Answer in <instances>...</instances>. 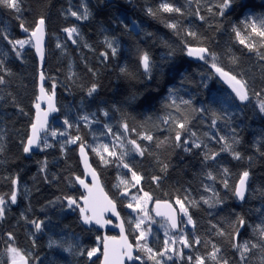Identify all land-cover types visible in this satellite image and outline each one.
I'll list each match as a JSON object with an SVG mask.
<instances>
[{
	"label": "trees",
	"instance_id": "obj_1",
	"mask_svg": "<svg viewBox=\"0 0 264 264\" xmlns=\"http://www.w3.org/2000/svg\"><path fill=\"white\" fill-rule=\"evenodd\" d=\"M164 2L180 7L183 14L164 12L161 8ZM218 4L219 0H103V3L101 0H23V12L19 14L22 20L17 18V13L0 7V60L10 72H0L7 81L0 85V96L5 98L0 100V146L4 149L0 153V197L9 201L14 190L13 179L18 177L20 181L18 204L9 201L5 218L0 220V264L11 263L10 247L18 249L21 255L27 254L33 264H100L101 252L91 259L79 253L99 245L102 251L104 233L87 228L80 208H69L63 199L71 196L81 204L84 196L76 180L84 175L80 143L88 146L104 186L117 200L135 243L138 230L130 219L129 198L121 195L123 190L118 185L120 175L131 177V172L118 159L123 152H127L124 162L143 177L131 192H148L152 197V213L155 201H174L179 195L188 197L185 201L188 210L203 206L207 216L216 218L217 228L210 236L201 237L191 228L189 241L199 238L200 243L183 247L182 257L175 255L165 264H195L197 256L205 257V264H218L209 256L213 245L220 249L218 256L227 258L229 264H264V254L259 249L246 254L248 258L242 262L240 249L232 246V237L228 235L233 231L230 225L237 215L247 221L235 241L240 245L246 241L256 244L261 239L258 228L264 226V112L260 111L264 103V59H261L264 40L247 32L244 25L249 17L264 16V0H234L223 16L218 14ZM85 6L90 12L88 19L69 14L83 12ZM148 9L155 15H149ZM41 16L47 21L49 32L44 67L46 85L51 93L55 84L60 113L47 129L55 130L57 136L50 134L51 139L43 138L41 150L28 156L21 141H26L37 117L40 63L34 47L29 44L23 49L17 47L18 57L4 36L11 40L29 38L21 29V22L32 31ZM200 16L204 19H199ZM96 22L103 33L96 41L81 35L73 43V38L64 31ZM133 22L139 25V30ZM169 23L176 24V29L167 27ZM234 28L241 30L246 42L255 44L253 50L239 43ZM189 31L195 32L196 37L187 35ZM106 39L116 42V55L111 54ZM187 46L207 47L217 57L219 66L247 80L249 100L240 102L235 98L214 72L211 56L205 60L192 58L187 54ZM144 51L150 55L147 72L140 62ZM105 52L107 59L102 55ZM92 85L98 88L89 96ZM185 100L190 104L185 105ZM202 107L221 116L226 112L227 122L220 119L213 127L211 112L197 111ZM104 111L109 115L104 116ZM85 116L110 127L111 134H120V139L114 135L112 143L116 157L102 161L92 151L93 131L83 119ZM168 117L185 122V128L180 130L179 147L174 140L178 129L172 121L164 123ZM65 119L71 128L64 124ZM124 123L128 124V131L123 129ZM62 130H66V139L76 136L81 139L74 144L66 143L59 137ZM146 134L152 135L153 140H144ZM220 136L225 140L221 141ZM185 139L198 141L202 147L189 153L184 150ZM233 139L239 142L233 143ZM132 140L140 145L142 156L134 150ZM45 142L50 146L43 147ZM225 143H231L241 159H235L232 151H223ZM213 153H219L214 161L203 160L206 154ZM223 168L228 169L227 174ZM245 170L250 171L248 194L241 201L233 193ZM207 172L216 179H209ZM153 176L162 179L157 183ZM216 199L221 202L210 207ZM189 200L194 204H189ZM151 217L153 229L164 222L155 212ZM32 220L44 221L41 232L36 231L30 223ZM220 229L224 235L219 234ZM8 234L14 239L10 240ZM177 234L172 231V235ZM165 239L164 234L154 233L147 244L154 251H162ZM139 255L142 261L137 264H154L146 252L139 251ZM189 256L193 257L191 262Z\"/></svg>",
	"mask_w": 264,
	"mask_h": 264
},
{
	"label": "snow or ice",
	"instance_id": "obj_2",
	"mask_svg": "<svg viewBox=\"0 0 264 264\" xmlns=\"http://www.w3.org/2000/svg\"><path fill=\"white\" fill-rule=\"evenodd\" d=\"M101 3H103V0H101ZM234 3V0H219V4L217 6L218 8V14L220 16L225 15V11L227 9H229L232 4ZM0 7H5L7 9H9L10 11H13L15 13L18 14L17 18L21 19V16L19 14H21L23 12V0H0ZM161 8L164 12H175L178 14H183L182 13V9L180 7H176L171 3L168 2H164L161 4ZM149 15H155V13L152 12L151 9L147 10ZM72 17H76L77 19H88L90 12L87 9V7H84L83 12H78V11H70L69 13ZM199 19L203 20L204 17L200 16ZM45 18L43 16H41L35 24L34 29L31 31L30 37L27 40L24 39H16V40H11L8 39V36H4V39L8 40V43L12 45V50L16 52V55L19 57L20 56V52L17 51V45L19 46L20 49H23L24 46L26 44H30L32 47H34L36 49V51L40 54L41 58H43V49H42V43H43V37L45 35ZM135 28L137 30H139V25L136 24V22H133ZM244 25H245V29L247 30V32L254 34L256 37H259L261 40H264V16L261 17H249L244 21ZM125 27H127V25H124ZM21 29L24 32H29V29L27 27H25L23 21L20 24ZM167 27L172 28V29H176L177 25L174 23H169L167 25ZM64 31L68 34V37L71 39L73 37V35L79 37L80 33L78 32L76 27H69V28H65ZM233 31L235 32L236 37L239 40V43L244 45L246 48H248L249 50H253L255 48V44L254 43H248L246 42L244 35H242V32L240 29H233ZM187 35L189 36H193L196 37V33L193 31H189L187 33ZM73 43H76L77 41L75 39L72 40ZM105 43L107 44L108 49L111 50V54L112 55H116L117 54V46H116V42L114 40H110V39H106ZM58 47L60 45H57ZM187 54L189 56H196L197 58H199L200 60H205L206 56H211L212 59V68L215 69V72L217 74H219L220 77L224 78L226 80L227 83H229L232 92L235 94V98H237L240 102H245L249 100V89H250V85L248 83L247 80H244L243 78H238V76L236 74H233L230 71H226L224 69V67L219 66V64L217 63V57L209 52V49L207 47H192V46H187ZM102 55L104 56L105 59H107L108 57V53H102ZM261 59H264V56L261 57ZM140 62L144 68V70L147 72L150 70V55L148 52L144 51L140 54ZM0 72L5 73V74H10L9 70L4 67V61L0 60ZM40 79L41 81L44 80V75L43 73H41L40 75ZM7 83L6 79H5V75L4 74H0V85H5ZM98 85H92L88 91V95L91 96L93 93H95L97 91ZM41 91L44 92L43 87L41 88ZM257 95H259L260 93H256ZM55 96V84H53L52 86V91L51 94L47 95V110L44 111V116L47 117L49 112H54L57 111V109L53 106V98ZM5 98L3 96H0V100H4ZM13 100V103H15L14 101V97L11 98ZM134 99V98H133ZM173 104H175V101L172 102ZM183 103L185 105H189L190 101L185 100L183 101ZM224 103H227V101H225ZM36 108L39 109L40 108V104L37 103L36 104ZM20 111L22 112L23 109H20ZM197 111H199L200 113H204V112H211V115L213 117V119L211 120V125L213 127L216 126L217 121L220 119H225L227 122V113L225 112L224 116H221L217 111L212 110L210 108L206 109V108H200ZM260 111L264 112V103H262L260 105ZM104 116H108L109 113L108 111H104L103 112ZM37 119H39V117H37ZM84 120H88V117H83ZM169 121H172V123L175 125L176 129H178L175 132V136H174V140L176 142V145L179 147L181 146L180 142H181V131L185 128V122H182L180 120H177L173 117H168L164 120V123L167 124L169 123ZM64 124L67 125L69 128L72 127V125L69 123V121L67 119H65ZM41 129L45 128V125L42 123L40 125ZM78 127V126H77ZM123 129L125 131H128L129 126L127 123H124L122 125ZM31 129H32V134L26 139V141H21V143L24 145L23 147V151L25 153H30L33 149V147H40L41 146V140L40 137L37 133V124L33 123L31 125ZM109 133H112V129L109 127L108 129ZM133 131H135V129H133ZM232 132L235 133L236 129L233 128ZM57 132L55 130H53L51 132V135L53 137L57 136ZM59 135H66V133H59ZM117 136V139H120V134L116 133L114 134ZM192 136H195V133H191ZM144 140L147 141H152L153 140V136L150 134H146L142 137ZM215 139V137H213ZM81 138L79 136L74 137L71 140L66 141V143H77V141H79ZM219 139L221 141H224L225 138L223 136H220ZM238 140L233 139V143H238ZM130 143L134 146V150L139 153V155H143L144 152L141 149L140 145L136 143L135 140L130 141ZM191 144V147H187V145ZM183 145L184 150L191 153V151L193 150V148L195 149H199L202 147L201 143L198 141H190L188 139H185L183 141ZM50 145H48L46 142L43 144V147H49ZM79 150L80 153L82 155L85 154V144L84 143H80L79 144ZM223 151H232L233 152V156L235 159L239 160L241 159V154L238 151H235L232 148V144L231 143H225L224 148L222 149ZM4 151L3 147L0 146V153H2ZM92 151H95L97 153L98 156H100V159L103 161L105 159L103 153H107V155L109 157H116V152L115 151H109V146L107 144H101L98 148H94L92 149ZM127 155V152H123L120 154V156L118 157L119 161H120V165L124 168V169H128L131 172V177L132 180L134 181L133 183V187H136L137 185L140 184L141 180L143 179V177L141 175H139L136 171H134L130 164L127 162H124V157ZM219 155V153H213L211 155H205L203 157L204 161H208V160H212L214 161L216 159V156ZM164 167L166 168L167 165H164ZM223 172L225 174L228 173V169L227 168H223ZM207 177L209 179H213L215 180L216 177L212 175L211 172H207L206 173ZM250 176V171L245 170L242 172V174L240 175V178L237 182V185L234 188V195L241 201H243L245 199V195L247 192V181L248 178ZM92 177H93V181H95L96 179V174L95 171L93 170L92 172ZM153 181L159 183V181L162 179V177L160 176H153L152 177ZM76 180L79 182V184H81L82 186H84L86 189L89 190V195L85 196L83 199L85 200V203L88 205L87 208L85 207H80V205L77 202V199L71 196H65L63 197L64 200L67 201V205L69 208H73V206L75 207H79L80 208V213H81V217L83 220V223L86 225H91L93 222H95L96 224H108L111 223V221L109 220H103L102 218V212L103 211H112L114 214L119 215L118 213L115 212V202L112 200H108L107 201V205L108 207H105L103 209L100 210V213H98L97 211V204L94 200H91V190L89 189V185L85 182V179H81V177L77 176ZM13 185H14V190L12 192V194L10 195L9 201L12 204H15L17 202V191H18V185H19V178H14L12 181ZM122 183L127 184V181H124ZM224 183V187L227 188L228 187V182L227 180L223 181ZM210 190V189H209ZM139 191L143 192V189L140 188ZM129 194V189L125 188V190L121 193V195H128ZM132 200L135 201V203H128L127 207L129 209H132L133 212H136L138 214V219H136L135 221H133V223L135 224V229L138 230V235L136 237L137 243L136 245H132L130 243H128L127 238H123V243L121 244L120 248L121 251H116L115 249L110 251V247L109 244L107 242H105L104 244V264H122V258L123 257H127L128 260H135V261H142V257L140 255H135L133 256V251L134 249H138L139 251H143L146 252L148 254V259L153 260L154 264H165V260L164 258L166 257L167 260H172L173 259V255H178V256H183V247H187V248H191L193 246V244H199L200 240L199 238H196L194 241H189V239L187 238V235L183 232V230L181 229V235L180 237L177 239L176 237H172L171 240L169 239H165L164 240V247L162 251H154L153 248L149 247L147 244V239L149 237V235L151 234V227H148L147 229L143 228L142 225L145 224V221H151V216L149 215L147 209L145 208L144 205H146L147 203L152 201V197L148 192H143L142 196H137L135 194L132 195ZM188 200V197L185 196L183 198H181L179 195L175 197L174 201H155V208H156V215L157 216H161L164 217L167 221V228L172 229V230H176L178 228H180V224L178 223V217L176 215V209L173 208V203H175L176 205L179 206L178 211L179 213L183 216L186 217V220L183 221V223L185 225H192L193 227H195V223L192 219V216L189 213L188 207L185 204V201ZM9 201H6L3 197H0V220H3L5 218L6 215V211H7V203ZM221 201L216 199L214 200L213 203H210V207H214L216 203H220ZM163 203L164 208L166 209V211H160V207L161 204ZM189 204H194V201H188ZM205 203H209L207 200L205 201ZM30 223H32L33 225H35V229L36 231H41L42 227L44 226V221H37V220H32L30 221ZM247 223V221L245 220V218L242 215H237L235 218V221L230 225V227L233 229L232 232H230L228 235L232 237L233 240V247H237L238 249H240V259L241 261H246L247 260V255L248 253H250L252 250L255 249H259L260 252L262 254H264V226H261L258 228L257 231V235L259 237H261V239L258 240V242L256 244H251L250 242L246 241L244 242L242 245L236 243L235 241H237L238 237H239V231L240 229H242L245 224ZM121 227V229H123L124 226V222L122 221L121 224L119 225ZM220 235H224V230L220 229L219 231ZM165 235L167 236L168 233L167 231L165 232ZM9 239L12 240L14 239V237L12 236V234H8ZM107 239H112L114 240L115 237L112 238H106ZM141 241H143L144 243H141ZM179 242L180 245H182V248L177 251V249L175 248V245ZM99 249L98 248H92L90 250L87 251H81L79 254L82 256H87L89 259H91L94 255H96L97 251ZM8 251L10 253L13 254L12 257V264H17V260L16 257L19 255L18 249H16L15 247H10L8 249ZM220 252V249L218 247H216L215 245H213L212 251L209 253V256L211 257L212 260H216L218 262V264H229V261L227 258L222 257V256H218ZM157 257H160V259H157ZM21 260L25 261V264H27L26 258L21 256L20 257ZM188 261H192L193 257L189 256L187 257ZM195 264H205V257L202 256H197L196 260H195Z\"/></svg>",
	"mask_w": 264,
	"mask_h": 264
},
{
	"label": "water",
	"instance_id": "obj_3",
	"mask_svg": "<svg viewBox=\"0 0 264 264\" xmlns=\"http://www.w3.org/2000/svg\"><path fill=\"white\" fill-rule=\"evenodd\" d=\"M46 21V20H45ZM26 35L31 34V31L29 30V32H24ZM49 32L47 30V21L45 22V35L43 37V43H42V49H43V58H41L40 54L36 51L35 52L37 54V57L39 59V63H40V67L41 69L44 68L45 66V61L47 58V47L49 44ZM194 57V56H192ZM196 57V56H195ZM41 73H43V71H41ZM44 75V80L41 81L40 80V90H39V95H40V100H39V104H40V108L37 110V114L36 116L39 117V119L35 120V124H37V133L40 137L41 140V146H42V142H43V136L44 134L47 132L48 129V125H50L55 117L57 116V114L60 113V106L58 105V99L56 96H54L53 98V106L57 109V111L54 112H49L47 117L44 116V111L47 110V95L51 94L48 89L47 86L45 84L46 82V78H45V74ZM219 76V74H218ZM219 78L222 80V82L229 87V89L232 91L229 83L226 82V80L222 77L219 76ZM43 87L44 92L41 91V88ZM45 125L44 129H41L40 125L41 124ZM32 134V129L30 131L29 136ZM28 136V137H29ZM41 146L40 147H33L32 151L30 153H26V155L28 156H32L34 153H38V151L41 150ZM79 157L81 160V165L82 168L84 170V175L81 177V179H85V182L89 185V189L91 190V200H94L97 204V211L98 213H100V210L108 207L107 205V201L108 200H112L115 202V212L118 213L119 215L114 214L112 211H103L102 212V218L103 220H109L111 221V223L108 224H96L95 222H93L91 225H86L84 224L87 228H97L99 231H102L104 233V238H103V245H102V257H101V261L100 264H104V244L105 242H107L109 244L110 247V251L115 249L116 251H121V244L123 243V238H127L128 243L132 244V245H136V243L134 241H132L130 234H129V230L127 228V223H126V219H124V216L121 212V209H119V205L116 199H113L112 196L110 195V193L108 192L107 188H105L104 186V182L103 179L101 178L100 172L98 171L97 167H95L94 163H93V157H91L90 154V150L88 148V146L85 145V154L82 155L80 153L79 150ZM93 170L95 171L96 174V179L95 181H93V177H92V172ZM248 185L249 182L247 181V191H248ZM80 189L83 190L84 192V196L81 198V203L82 206L81 207H85L87 208L88 205L85 203V200L83 199L85 196L89 195V190L86 189L84 186H82L81 184H79ZM248 192H246L245 198L247 196ZM19 195H20V181H19V185H18V191H17V202L14 205L18 204V199H19ZM159 201L163 202V201H173L171 199L167 200V199H158ZM173 208L176 209V215L178 217V223L180 224V228L173 230L175 233H179L181 232V226H182V216L178 211L179 206H177L175 203H173ZM154 207V212H155V216L157 218H161V219H165L164 217L161 216H157L156 215V208H155V202L153 204ZM160 211H166V209L163 206V203L161 204L160 207ZM82 219V218H81ZM166 220V219H165ZM83 221V220H82ZM124 222V226L123 229H121V227L119 226L121 224V222ZM41 232V231H40ZM112 232V234H111ZM116 234H114V233ZM115 237L114 240L112 239H107L106 238H112ZM135 255H139V250L138 249H134L133 251V256ZM21 256L26 258L27 264H33L30 260V257L27 254H22ZM17 264H25V261L21 260L20 258H17ZM141 261H135V260H128L127 257H123L122 258V264H137ZM12 264V261L11 263Z\"/></svg>",
	"mask_w": 264,
	"mask_h": 264
},
{
	"label": "rangeland",
	"instance_id": "obj_4",
	"mask_svg": "<svg viewBox=\"0 0 264 264\" xmlns=\"http://www.w3.org/2000/svg\"><path fill=\"white\" fill-rule=\"evenodd\" d=\"M75 27L77 28L78 32L80 33V36L83 35L84 37H86V38H88V39H90L92 41H96L97 39H100L103 36L102 28H100L99 23H86L84 26L80 25V26H75ZM75 37H77V36L73 35L72 38L75 39ZM22 39L27 40L28 38L24 37ZM27 45L28 44H26L24 47H26ZM17 47L19 48L18 45H17ZM192 58H196L197 59V57H195V56L192 57ZM41 71H43V73H44V68L41 69V67H40V73H39L40 75H41ZM214 72H215V69H214ZM45 78H46V74H45ZM45 84H46V82H45ZM86 121H87L88 125H91L92 131H93V134H92L93 135V140H92L91 146H93L94 148H98L101 144H107L109 146V151H113L112 143L115 141V137H114V134H111V133L108 132L107 129L109 127L107 125H104V124L95 123V120L93 118H91V117H88V120H86ZM62 132L66 133V130H62ZM50 134H51V131L47 130V132L43 136L44 140L47 139V138H50V136H49ZM59 137H62V139L64 141H68V140L73 139V138L66 139L64 135H59ZM48 142H49V139L47 140V143ZM103 155L105 157L104 160H107L109 158L107 153H103ZM119 177H120V180H119V183H118L119 187L122 188L123 191L125 190V188H128L129 189V194L127 196L129 198V203H135V201L132 200V195L135 194L137 196H142L143 193L131 192L135 188V187L132 186L133 183H134V181L132 180V177L126 176V175L125 176L124 175H120ZM124 181H127V184L122 183ZM77 202H78V204L80 206H82V203L80 204L79 201H77ZM144 206L147 209L149 215L152 216L153 213H154V208H153V213H152V210L150 208L151 207V202L147 203ZM189 213L192 216V219H193V221L195 223V227H193L192 225H185L183 223V221L186 220V217H183L181 215L183 217V219H182V230L187 235V238L189 237L188 234L191 231V228L196 229V232L201 237L210 236L213 233V231H215V229L217 228V226H216V218H214V217L210 218L209 216H207L203 206H201V207H199L197 209H190ZM130 219L132 221H135L136 219H138V214L136 212H133V210H132V214L130 216ZM153 220H154L153 218L151 219V221L146 220L145 224L142 225V227L145 228V229H147L148 227L152 228V224L154 223ZM162 220L164 221L163 223H159L154 229L153 228L151 229V234L149 235V237L153 236L154 233L155 234L161 233V234L165 235V232L167 231L168 235L167 236L165 235V237L167 239L169 238L171 240L172 237H176L178 239L180 237L181 233H178L177 236L176 235H172V231L173 230L167 228V221L165 219H162ZM134 227H135V224H134ZM181 246L182 245H180L179 242L175 245V248L177 249V251H179L181 249ZM97 248L99 250L97 251L96 255L99 252H101V246L99 245ZM18 252H19V255L16 257V259L21 257L20 251H18ZM174 257H175V254L173 255V258ZM164 260L169 262V260H167L166 257L164 258Z\"/></svg>",
	"mask_w": 264,
	"mask_h": 264
},
{
	"label": "bare ground",
	"instance_id": "obj_5",
	"mask_svg": "<svg viewBox=\"0 0 264 264\" xmlns=\"http://www.w3.org/2000/svg\"><path fill=\"white\" fill-rule=\"evenodd\" d=\"M97 23V22H96Z\"/></svg>",
	"mask_w": 264,
	"mask_h": 264
},
{
	"label": "flooded vegetation",
	"instance_id": "obj_6",
	"mask_svg": "<svg viewBox=\"0 0 264 264\" xmlns=\"http://www.w3.org/2000/svg\"><path fill=\"white\" fill-rule=\"evenodd\" d=\"M183 219V218H182Z\"/></svg>",
	"mask_w": 264,
	"mask_h": 264
}]
</instances>
